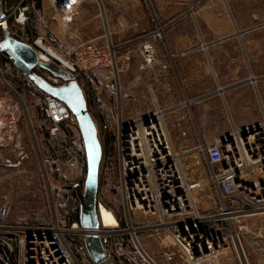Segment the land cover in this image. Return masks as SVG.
Masks as SVG:
<instances>
[{
	"label": "rangeland",
	"instance_id": "rangeland-1",
	"mask_svg": "<svg viewBox=\"0 0 264 264\" xmlns=\"http://www.w3.org/2000/svg\"><path fill=\"white\" fill-rule=\"evenodd\" d=\"M10 1L15 3L14 0ZM147 1L149 3L148 9L154 15L156 13L154 7L150 0ZM219 1L222 2V6L233 21H235L234 16L236 14L240 17V28L244 30V37L242 38L239 35L243 39L239 42H247V38L255 33H264L262 32V29H264V0ZM25 2L30 5L34 4L35 9L29 28L26 29L29 35L30 32L36 37L40 35L45 39L47 46L54 48L63 56L62 44L67 41L69 36H78L84 41L94 42L88 39L96 32H100L107 35V37L104 36V40L108 37L110 39L106 19H103L100 10L96 11L98 18L94 21L95 26L92 27L89 19L85 21L78 17L79 10L64 17L55 12L48 0H41L40 8L37 7L35 0H26ZM179 3L180 15L186 14L191 18V28L193 30L199 28L195 16L196 9L190 10V6L195 5L197 2L195 0H180ZM88 5L90 9L91 7H97L96 3L92 5L89 3ZM163 5L170 8L171 0H163ZM205 5L207 4H202V6ZM237 6L239 9L236 12ZM123 12L125 11H117V16L127 17ZM40 15L47 19V27L38 23L37 19ZM60 20L63 23H59ZM12 30L16 31V28L12 27ZM157 32L161 33L162 37L158 38L156 42H166V30L164 32L163 29L155 33ZM250 32L252 34H249ZM259 41L264 43V34L259 37ZM94 43L98 44V42ZM253 56L259 59L257 64L259 72L264 76V44L259 52L249 53V60H253ZM0 59L2 62L11 65L14 75L16 70L19 71L12 60L1 53ZM36 71L40 75L48 73L40 68H37ZM95 71L108 72V83L97 80L94 76ZM9 79L11 85L19 91L24 111L16 139L0 155V193L9 195L12 207L8 223L4 229L0 230V235L3 239L8 235L14 236L11 244L13 248H16L18 255L20 239L26 236H42L38 230L52 229L55 225H59L62 229H69L70 225L77 220L76 217L80 214V200L72 187L75 183L79 182L83 185L85 182L87 159L85 160L86 152L83 138L73 115H69V118L65 120L58 135L52 136L50 134L51 122L45 112L48 103L44 99L43 92L23 76L15 80L10 75ZM76 80L84 92L87 103L89 102V112L97 126L103 149L98 202L103 205L102 207L112 211L119 223L117 228H105L103 230L104 232H110L108 237L111 263L172 264L166 260L167 256L174 254L180 257L182 250L180 247H174V240L170 232H175L180 228L173 226L170 231L145 228L147 225L159 223L160 219L157 216L144 215L138 211H132L131 217H129L123 203L118 161L116 150L113 147L114 135L119 118L130 121L139 117L127 119L122 115L121 108L118 111L117 105L122 106L124 97L121 77L114 79L110 70L97 69L81 74ZM62 84H64L63 80L59 85ZM263 124L264 122L260 125ZM104 125L108 126L107 131L103 129ZM171 138L174 151L179 156L180 168L186 182L188 185L200 184L201 188H196L192 192L194 199L191 213L188 216L168 219L167 223L170 224L181 219L195 220V211L198 210L201 217H203V220H199L200 223H198L201 229L228 239L231 254L222 256L221 264H244V258L239 247H237V250L233 247V240L230 237L232 231L230 223L209 218L210 216L219 217L223 210L222 202L211 180L206 154L199 151L198 142L195 145H189L188 140L192 137L189 136L187 131L180 129L171 132ZM194 140H196V137H194ZM259 172L260 182L264 180V176L261 171ZM130 218L132 222H130ZM166 226H164L165 229ZM132 227L137 229L136 236ZM83 237L84 235L80 233H65V239L76 254L79 263L95 264L80 247V241ZM245 250L249 263L256 264L252 261L246 245Z\"/></svg>",
	"mask_w": 264,
	"mask_h": 264
},
{
	"label": "built area",
	"instance_id": "built-area-1",
	"mask_svg": "<svg viewBox=\"0 0 264 264\" xmlns=\"http://www.w3.org/2000/svg\"><path fill=\"white\" fill-rule=\"evenodd\" d=\"M6 1L4 0V9L0 17V41L4 39V32L9 31L14 39L33 47L37 51L39 61L56 62L72 73L75 79L85 72L97 69H108L112 72L114 79H117L128 68L127 62L118 61L115 49L84 41L78 36H69L62 44L64 57L70 62V66L64 67L62 61L57 58L48 57L43 60L42 56H47L41 45L45 43V39L40 35L36 37L32 32L29 35L26 30L34 14V4H26V0H14L15 3L11 2L10 6H7ZM88 1L90 0H48L55 12L64 17L76 13ZM37 20L40 25L48 26L47 19L41 15ZM12 27H15L16 31H13ZM161 37V33L154 32L142 41L140 66L142 71L151 70L154 65L157 56L155 44ZM12 71L11 65L0 59V155L16 139L24 111L19 91L11 85L10 75L15 80L23 76L28 82H32L20 71L16 70L15 75ZM43 76L53 85L58 86L61 82V79L50 73ZM251 81L256 83V77L252 76ZM43 95L48 103L45 112L51 122L50 134L56 136L65 120L73 114L70 112L62 114L60 102L45 92ZM73 117L79 127L76 117L74 115ZM165 118L166 111L156 106L150 114L137 119L130 121L118 119L113 147L116 150L126 213L131 217L132 211H138L160 219L159 223L147 225L145 228H154L157 231L159 229L170 231L173 226L180 228L170 232V235L174 240V247H180L182 250L181 259L171 254L166 258L169 263L221 264V257L227 255L231 248L228 239L201 229L198 226L200 223L198 218L203 220L200 213L197 214L195 211V220L181 219L167 223L168 219L188 216L191 213L193 207L190 196L193 190L201 188V185H188L186 182ZM257 127L246 131L235 130L225 139V143L222 141L218 146L198 147L199 151L206 154L211 180L222 202L223 211L219 217L210 216L209 218L230 223L232 227L230 237L233 245L236 248L239 247L246 264L248 262L242 238L251 226L246 218L264 212V180L259 182V171L264 176V124ZM103 129L107 131L109 128L104 125ZM84 185L85 182L83 185L78 182L72 189L77 193V190L82 189ZM101 205L97 201L98 216ZM11 208L9 195L0 193V230L4 229L8 223ZM130 222H132L131 218ZM165 225H167L166 229ZM117 227L119 223L115 227L102 226L96 232L101 238L109 259L111 257L108 237L110 232L103 230ZM133 230L136 236L137 229L133 228ZM38 231L42 236H26L19 240L18 264H80L65 239L67 232L84 235L80 241V247L88 254L85 237L89 232L82 229L79 219L74 221L69 229H62L59 225H55L52 229ZM4 244L11 253L14 251L10 242L4 240ZM251 246L254 254L264 264L263 226L258 227L251 239ZM3 261L5 264H11L9 256H6Z\"/></svg>",
	"mask_w": 264,
	"mask_h": 264
},
{
	"label": "crops",
	"instance_id": "crops-1",
	"mask_svg": "<svg viewBox=\"0 0 264 264\" xmlns=\"http://www.w3.org/2000/svg\"><path fill=\"white\" fill-rule=\"evenodd\" d=\"M150 1L154 15L147 0H90L78 11V17L89 19L93 27L98 18L96 11L100 10L110 39L104 40L107 35L96 32L88 40L115 49L118 61L128 63L120 75L124 97L122 106L117 105L118 111L121 108L122 115L130 119L150 114L159 106L166 111L170 136L180 129L187 131L192 137L189 145L198 142L197 147L218 146L234 130L246 131L263 123L264 76L259 72V59L253 56L249 60V53L262 50L264 43L259 37L264 33L239 42L244 37L240 17L236 14L233 21L219 0H195V5L190 4V10L196 9V30L191 28L188 15H180V0H171L170 8L164 7L163 0ZM6 2L10 6L11 1ZM89 3L97 7L90 9ZM120 10L127 17L117 16ZM163 29L166 42H156V61L151 70L142 71L140 43ZM94 74L97 80L108 83V72ZM253 75L256 83L251 81ZM207 166L210 170L208 162ZM246 219L251 226L242 238L245 254L246 245L252 261L262 264L254 254L251 239L259 226L264 227V212ZM247 262L250 264L248 258Z\"/></svg>",
	"mask_w": 264,
	"mask_h": 264
},
{
	"label": "water",
	"instance_id": "water-1",
	"mask_svg": "<svg viewBox=\"0 0 264 264\" xmlns=\"http://www.w3.org/2000/svg\"><path fill=\"white\" fill-rule=\"evenodd\" d=\"M3 9L4 0H0V17ZM0 53L12 60L15 67L39 89L59 101L62 105V114L70 112L76 117L87 159L85 185L83 189L77 190V196L80 200V225L83 230L89 232L85 237V245L90 258L95 264H114L111 263L101 238L96 233L100 228L97 201L103 150L83 90L72 73L63 69L56 62L45 63L39 61L37 51L30 45L14 39L9 31L4 32V39L0 41ZM37 68L63 80L64 84L58 86L51 84L43 75L37 73ZM223 143H225V140ZM145 255L147 256V254Z\"/></svg>",
	"mask_w": 264,
	"mask_h": 264
},
{
	"label": "bare ground",
	"instance_id": "bare-ground-1",
	"mask_svg": "<svg viewBox=\"0 0 264 264\" xmlns=\"http://www.w3.org/2000/svg\"><path fill=\"white\" fill-rule=\"evenodd\" d=\"M42 47L44 48L45 52L47 53V56H42V59L43 60H46L48 57L49 58H57L59 60L62 61L64 67H67V66H70V62L62 55L60 54L59 52H57L54 48L52 47H49L46 45V43H42L41 44ZM64 69V68H63ZM52 84V83H51ZM41 90V89H40ZM42 91V90H41ZM44 92V91H43ZM47 94V93H46ZM49 95V94H48ZM51 96V95H50ZM52 97V96H51ZM86 98V97H85ZM87 101V99H86ZM87 106H88V103H87ZM58 111V109H56ZM89 110V108H88ZM91 114V113H90ZM92 117V116H91ZM93 119V118H92ZM94 121V120H93ZM95 123V122H94ZM96 125V124H95ZM97 127V126H96ZM98 131V129H97ZM98 137H99V133H98ZM101 143V142H100ZM103 150V149H102ZM190 199L191 201L193 202V199L194 197L191 195L190 196ZM103 205L100 206L99 208V219H100V227L104 226V227H115L116 225H118V220L115 216V214L110 211L109 209L105 208V207H102ZM197 211V214H199L198 210ZM199 220L202 219V218H198ZM228 254H231L230 253V250L228 251ZM227 254V255H228ZM245 264V262H244Z\"/></svg>",
	"mask_w": 264,
	"mask_h": 264
},
{
	"label": "trees",
	"instance_id": "trees-1",
	"mask_svg": "<svg viewBox=\"0 0 264 264\" xmlns=\"http://www.w3.org/2000/svg\"><path fill=\"white\" fill-rule=\"evenodd\" d=\"M35 1L37 4V7L40 8L41 0H35ZM76 219L77 220L79 219V215H77ZM13 239H14L13 235H8L5 237V239L1 238V235H0V264H5L3 259L6 258V256L10 257L11 264H18V255H17L16 248H14V251L11 253L8 247L4 244V240L11 243L13 242Z\"/></svg>",
	"mask_w": 264,
	"mask_h": 264
}]
</instances>
